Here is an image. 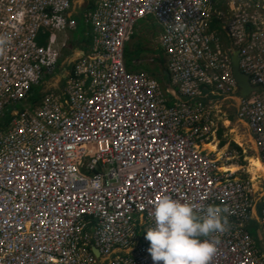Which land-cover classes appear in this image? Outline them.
Masks as SVG:
<instances>
[{
  "label": "built area",
  "instance_id": "2783aa9c",
  "mask_svg": "<svg viewBox=\"0 0 264 264\" xmlns=\"http://www.w3.org/2000/svg\"><path fill=\"white\" fill-rule=\"evenodd\" d=\"M93 1L89 50H76L62 85L13 108L0 128V264H153L145 231L162 194L197 214L221 208L226 231L213 234L208 264H264L248 230L262 183L250 159L264 164V0H227L228 11L210 0ZM69 6L0 0V116L52 77L75 27L64 18ZM211 11L231 29L244 26L229 30L239 69L259 87L244 97L232 49L206 31ZM148 14L164 23L157 43L165 86L142 61L125 58L133 25ZM233 120L256 155L232 140ZM260 202L264 235V195Z\"/></svg>",
  "mask_w": 264,
  "mask_h": 264
},
{
  "label": "clouds",
  "instance_id": "9594fccd",
  "mask_svg": "<svg viewBox=\"0 0 264 264\" xmlns=\"http://www.w3.org/2000/svg\"><path fill=\"white\" fill-rule=\"evenodd\" d=\"M221 211L219 206L209 205L197 214L190 202L159 196L153 206L154 226L145 231L153 264H208L219 242L213 234L226 231Z\"/></svg>",
  "mask_w": 264,
  "mask_h": 264
},
{
  "label": "rangeland",
  "instance_id": "374dc122",
  "mask_svg": "<svg viewBox=\"0 0 264 264\" xmlns=\"http://www.w3.org/2000/svg\"><path fill=\"white\" fill-rule=\"evenodd\" d=\"M82 1L85 2L86 0H72V4H73L74 8L77 9L78 7H80L79 3ZM217 1L219 2L218 5H220V9L225 11L227 0L226 1L225 0H217ZM147 24L148 25H146V27L144 26V24H142L141 21L136 24L133 36L129 39L128 43L126 44V47L128 48V51L131 52V55H133V57L131 59H136L137 61H139V60L142 61V62H140L139 65L143 66L144 63H145L144 65L148 64L150 67H155V68H153L154 71H156V68H157L158 69L157 77H159L158 80L160 81L162 86H165L166 82H165L163 76L161 75V71L159 70L160 67H161L160 69H162V65H160V64L158 65L159 59H160V50L158 48L157 37H158V32L160 31V27L158 26L157 23H155L151 19H148ZM223 42L225 43V45H227L225 41H223ZM75 56H76L75 51H73L72 56L69 57L70 59L67 58V61L72 60V57L75 58ZM125 58L127 60H129L126 56H125ZM142 66H140V68H142ZM149 72H150V70H149ZM151 72H152V70H151ZM60 82H61V79H60L59 75L52 76V77L45 80V82L43 83L42 91L44 92V91L48 90L49 88H53L55 86H58L61 84ZM233 108L234 107H232V109ZM230 111H231V108H230L229 112ZM231 114H233V112H230V115ZM232 123H234L236 125L239 134L241 133L247 137L245 140L243 139V141H242L243 147H245L247 149V152L249 154H253L255 152V150L253 148L252 142H250V140L248 138V133H247L246 127L243 124H241L240 122H237L234 120L232 121ZM251 170L254 171L253 169H251ZM261 180H262L261 188L256 195L258 202L262 199V197L264 195V177L261 176ZM259 206L257 208L258 211H259ZM249 223H250V221H249ZM249 223H248V227L251 225V223L250 224ZM256 234L258 237V239L256 241L259 245H261L260 241L262 240L264 235L259 231L258 226L256 227Z\"/></svg>",
  "mask_w": 264,
  "mask_h": 264
},
{
  "label": "trees",
  "instance_id": "16d2710c",
  "mask_svg": "<svg viewBox=\"0 0 264 264\" xmlns=\"http://www.w3.org/2000/svg\"><path fill=\"white\" fill-rule=\"evenodd\" d=\"M89 6H90V3L89 4L87 3L85 7L88 8ZM81 13L80 12L72 13V16L76 19V26L73 30H70V32L68 33V38L66 40L65 46L62 48V51H61L62 53L61 57L58 60V66L54 69V71L51 74V76L59 75L61 79L60 83L63 82V77L61 76L63 73L62 72L63 69L69 70L72 68V62L70 60L67 61V58L71 56L73 50L77 48L87 49V47L85 46L87 45L89 46V44L91 43V33H90L91 28L88 24H85L83 22ZM210 27L212 30H216L217 32H219V35L221 36L223 41H225L228 46H231V41L229 40L225 30L223 29L221 21L217 19H212ZM38 41L40 43H44L43 37L39 38ZM125 56L129 59V60L126 59L127 63L129 64L130 59L133 57V55H131V52L128 51L127 47H125ZM143 68L147 70L149 69L150 72L152 70L151 73L156 74L157 76V71H158L157 68H156V71H154V69L149 68L148 66H143ZM42 87H43V82L32 86L25 101L16 102V103L8 105L3 111V115L0 116V127L8 123V121L11 118V110L13 108L20 107L24 102H27L29 104H34L38 102L41 99L42 94H43ZM233 105H234L233 112H235L236 110L235 103ZM259 205L260 204L256 203L255 207L258 208ZM250 223L251 225L248 227V230L252 234V236L257 240L258 239L257 234H256L257 220L255 218H251Z\"/></svg>",
  "mask_w": 264,
  "mask_h": 264
},
{
  "label": "bare ground",
  "instance_id": "6f19581e",
  "mask_svg": "<svg viewBox=\"0 0 264 264\" xmlns=\"http://www.w3.org/2000/svg\"><path fill=\"white\" fill-rule=\"evenodd\" d=\"M226 1V0H225ZM234 1H238V0H234ZM245 1H249L250 2V0H245ZM218 1L217 0H210V5L212 6V7H216L218 10H221V11H224V10H222V9H220V5H218ZM70 5H71V7L69 6L66 10H65V13H64V18H66L67 20H71V21H75V26H76V19L72 16V0H70ZM219 6V7H218ZM261 5H254V7H256V8H258V7H260ZM229 7L231 8V5H229L228 3H226V7H225V11H228L229 10ZM89 10L90 12H94V10H95V6H94V1L92 0V2L90 3V6L88 7V8H86L82 13H81V17H82V20H83V22L85 23V24H89V19H86L85 18V11L86 10ZM95 13V12H94ZM90 15H93V13H89ZM227 18L228 17H224V15H221V16H216V15H214V12L213 11H211L210 12V16H209V24H207V29H206V31L208 32V33H215V34H213L214 36L215 35H217L218 37H219V39H220V42H221V44L219 43V45L222 47V48H227V49H232V50H234V49H236V48H238V47H233V44H234V34H233V32H237L238 34H240V33H242V32H244V26L243 25H239V27L237 28V29H231V27L230 26H227L226 25V23H225V20L227 21ZM145 19H151L152 21H154L155 23H157V21H156V19H155V16L154 15H152V14H148V15H146V16H144V17H142V18H139V20L133 25V28H132V32L134 33V30H135V27H136V24L138 23V22H140V21H142V20H145ZM212 19H217V20H219V21H221L222 22V27H223V29L225 30V32H226V34H227V36H228V38H229V40L231 41V46H228V45H225V43L223 42V40H222V38H221V36L219 35V32H217L216 30H212L211 29V27H210V24H211V21H212ZM158 24V23H157ZM162 24H164L163 22L162 23H159L158 24V26L160 27V32H158V37H160V36H162L163 34V31H162ZM75 28V27H74ZM73 28V29H74ZM72 29V30H73ZM245 29H246V31L248 32V33H251L252 31H253V26L250 24V23H246L245 24ZM233 31L232 33H230V31ZM69 32H70V30H69ZM68 32V33H69ZM68 33H67V36H66V39H67V37H68ZM133 36V34L131 35V37ZM130 37V38H131ZM247 37H251V36H247ZM215 38V37H214ZM245 38V37H244ZM213 39V38H212ZM258 41L259 40H255V46H259L260 45V43H258ZM211 44V43H210ZM251 43L248 41V45H250ZM85 47H87V49H85V48H77L79 51L80 50H82V51H88L89 50V48H90V45L88 46H85ZM239 49V48H238ZM231 54V53H230ZM63 83V82H62ZM62 83L60 84V85H62ZM0 128H3V126H1ZM250 161H251V165L253 166L252 167V169L254 170V171H256V172H258V173H260V175H262V176H264V164L263 163H261L257 158H251L250 159ZM93 245V244H92ZM91 246V245H90ZM94 246V245H93ZM95 247V246H94ZM90 249H91V247H90ZM92 251V250H91ZM93 252V251H92ZM94 254V253H93ZM101 257V255H100V253H99V257H97V258H100Z\"/></svg>",
  "mask_w": 264,
  "mask_h": 264
},
{
  "label": "water",
  "instance_id": "95a60500",
  "mask_svg": "<svg viewBox=\"0 0 264 264\" xmlns=\"http://www.w3.org/2000/svg\"><path fill=\"white\" fill-rule=\"evenodd\" d=\"M230 60H231V71H232L233 78H234L236 85H237L238 95L240 97H244V96L248 95L252 90L258 89L259 88L258 86H252L250 84L248 76L239 69V64H238V62H239V49L238 48L231 51ZM163 74H164L165 78L168 80L167 70H164ZM90 247H91V250L93 251L94 255L96 257H99L98 249L96 247H94L93 245H91Z\"/></svg>",
  "mask_w": 264,
  "mask_h": 264
},
{
  "label": "crops",
  "instance_id": "0c3cea01",
  "mask_svg": "<svg viewBox=\"0 0 264 264\" xmlns=\"http://www.w3.org/2000/svg\"><path fill=\"white\" fill-rule=\"evenodd\" d=\"M92 2V0H86L85 2L84 1H82V2H80L79 4H80V7H78L77 9L76 8H74V6H73V4H72V13H74V12H82V11H84L87 7H85L86 6V4L88 3H91ZM142 22V24H144V26L146 27V25H148L147 24V22H148V19H145V20H142L141 21ZM143 26V25H142ZM148 27V26H147ZM160 32V31H159ZM161 61L159 60V63H160ZM159 63H158V65H159ZM165 67L162 65V69H164ZM68 71V70H67ZM65 72H66V69H63V73H62V75L61 76H63L64 74H65ZM162 73V72H161ZM164 80H166L167 81V79L166 78H164ZM233 110V109H232ZM232 116V118L234 119V116L233 115H231ZM231 127L234 129V131H235V133L232 135V140L233 141H236V142H239V143H242V141H243V139L245 140L247 137L246 136H244L243 134H239L238 133V130H237V127H236V125L234 124V123H232L231 124ZM248 138H249V140H250V142H251V139H250V137L248 136ZM242 145H243V143H242ZM255 153V154H254ZM253 154L254 155H256V152H254ZM249 155H252V154H249ZM260 174V173H259ZM260 176H262V175H260ZM262 177H264V176H262ZM257 204H260L261 205V202L259 201L258 202V199H257ZM256 206V205H255ZM259 209H260V206H259ZM258 217H259V211H258V209L256 208V207H254L253 209H252V211H251V218H255L256 220L258 219ZM260 243H261V247H262V250H264V237L262 238V240L260 241Z\"/></svg>",
  "mask_w": 264,
  "mask_h": 264
}]
</instances>
